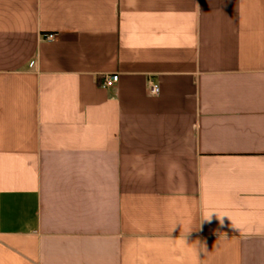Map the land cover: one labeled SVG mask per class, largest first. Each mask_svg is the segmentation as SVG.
<instances>
[{
    "label": "crops",
    "instance_id": "0c3cea01",
    "mask_svg": "<svg viewBox=\"0 0 264 264\" xmlns=\"http://www.w3.org/2000/svg\"><path fill=\"white\" fill-rule=\"evenodd\" d=\"M0 264H264V0H0Z\"/></svg>",
    "mask_w": 264,
    "mask_h": 264
},
{
    "label": "built area",
    "instance_id": "2783aa9c",
    "mask_svg": "<svg viewBox=\"0 0 264 264\" xmlns=\"http://www.w3.org/2000/svg\"><path fill=\"white\" fill-rule=\"evenodd\" d=\"M47 39L49 40H52L54 39V35H47L46 36ZM119 81V75L117 73H114V74H107L104 76V79H103V86L104 87H113L117 82ZM160 91V87L158 84L154 83V82H151V85H150V93L153 94V95H156L158 94Z\"/></svg>",
    "mask_w": 264,
    "mask_h": 264
},
{
    "label": "clouds",
    "instance_id": "9594fccd",
    "mask_svg": "<svg viewBox=\"0 0 264 264\" xmlns=\"http://www.w3.org/2000/svg\"><path fill=\"white\" fill-rule=\"evenodd\" d=\"M215 218H216V220H218L219 221V224H220V226L221 227H223L224 226V217H217V216H215ZM213 221V214H211V215H209L208 217H207V220H206V222H212ZM235 227V226H234ZM205 247H206V244H205Z\"/></svg>",
    "mask_w": 264,
    "mask_h": 264
}]
</instances>
